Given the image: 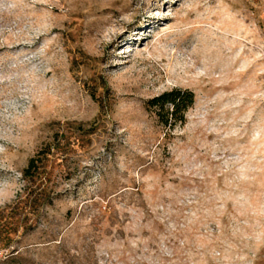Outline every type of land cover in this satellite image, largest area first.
I'll use <instances>...</instances> for the list:
<instances>
[{
	"label": "rangeland",
	"instance_id": "374dc122",
	"mask_svg": "<svg viewBox=\"0 0 264 264\" xmlns=\"http://www.w3.org/2000/svg\"><path fill=\"white\" fill-rule=\"evenodd\" d=\"M1 227L0 264H264V0H0Z\"/></svg>",
	"mask_w": 264,
	"mask_h": 264
},
{
	"label": "trees",
	"instance_id": "16d2710c",
	"mask_svg": "<svg viewBox=\"0 0 264 264\" xmlns=\"http://www.w3.org/2000/svg\"><path fill=\"white\" fill-rule=\"evenodd\" d=\"M194 102L195 94L192 90L176 87L152 97L147 101V104L155 108L160 122L171 129L177 122H185L186 111ZM57 142L59 140L57 141L56 139L42 146L22 169V178L26 181V184L23 187V198L18 200V202H21L19 204L20 212L25 220L29 218L31 213L35 212V208L41 202V199L46 198L41 185L50 175V162L55 155L54 150H58L57 147L59 146ZM17 203L15 207H18ZM32 206L36 207H33V209ZM4 229V227L0 228V242L7 241L9 233L14 230L10 227Z\"/></svg>",
	"mask_w": 264,
	"mask_h": 264
}]
</instances>
